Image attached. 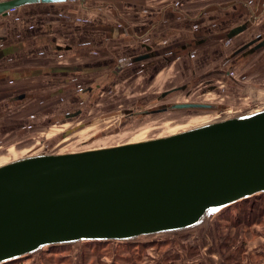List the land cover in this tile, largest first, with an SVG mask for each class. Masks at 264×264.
<instances>
[{
    "label": "rangeland",
    "instance_id": "obj_1",
    "mask_svg": "<svg viewBox=\"0 0 264 264\" xmlns=\"http://www.w3.org/2000/svg\"><path fill=\"white\" fill-rule=\"evenodd\" d=\"M172 1L192 15L205 6L208 12L203 15L212 17L209 2L234 0H63L43 6L24 5L0 16V49H7L0 57V164L34 153L73 152L168 135L206 121L264 108V48L250 52L252 42L237 51L254 36H264V0H246L252 4L254 14L240 0L234 19L225 22L220 34L207 36L205 41L196 39L206 31L191 36L190 30L164 42H154L155 38L149 42L144 36L137 39L139 28L129 26L132 33L138 30L136 36L130 33L137 40L135 45H127L134 42L126 41L117 49L111 34L125 20L118 18V11L140 27L159 11L158 6ZM167 13L171 28L183 22L192 29L204 21L203 15L196 20H180L172 12ZM140 14L144 16L138 23ZM24 18L31 21L22 28ZM241 22L248 29L235 38L228 37L227 29ZM100 34L103 37L99 39ZM85 41L91 46L84 47L87 55L66 52L67 44L81 48ZM147 42L159 50L156 56L133 61L134 55L145 51ZM57 45H61L60 50H56ZM178 55L181 57L176 60ZM224 55L231 56L230 62L222 64ZM157 59L164 65L161 72L140 70ZM206 59L209 64L202 70L198 66ZM99 63L105 66L89 68ZM59 65L63 68H51ZM226 68L232 73L226 74ZM136 69L141 72L135 73ZM89 75L102 78L99 82L94 78L97 86L91 93L86 85ZM181 83H187V87L158 98L161 92ZM185 101H216L222 110L193 114L176 109L137 114L139 110ZM262 241L264 193L238 201L187 230L142 235L128 241L50 245L2 264L187 263L196 259L190 255H194L200 242L209 243L206 251L212 243L216 248L219 243V256L234 264L237 248L246 249V243L253 247ZM261 248L264 250V243ZM238 254L240 259L244 255L243 259L251 261L245 251Z\"/></svg>",
    "mask_w": 264,
    "mask_h": 264
},
{
    "label": "water",
    "instance_id": "obj_2",
    "mask_svg": "<svg viewBox=\"0 0 264 264\" xmlns=\"http://www.w3.org/2000/svg\"><path fill=\"white\" fill-rule=\"evenodd\" d=\"M58 1L0 0V16ZM176 109L203 114L220 107L185 101L141 113ZM260 193L264 108L158 137L21 156L0 164V264L50 245L187 230Z\"/></svg>",
    "mask_w": 264,
    "mask_h": 264
},
{
    "label": "crops",
    "instance_id": "obj_3",
    "mask_svg": "<svg viewBox=\"0 0 264 264\" xmlns=\"http://www.w3.org/2000/svg\"><path fill=\"white\" fill-rule=\"evenodd\" d=\"M82 1H86V0H81V2ZM239 1L240 0H234L231 2H227V3H221V2L216 3L218 1L209 2L208 8H210L209 10L211 11L210 14L212 15V17L203 15V14L208 12L207 7L205 8V6H203L204 8L200 9L195 15H192V14L184 11V9H182L181 7H179L177 5V2H175V1L174 2L173 1L168 2L162 6H158L159 11H155V14H153L152 17H150L151 20L150 21L146 20L147 23L140 26V27L136 26V24L134 23V21L132 19L125 18L126 16H124L123 14H121L118 11V18H123L125 20H124L123 25H120V26L118 25V27L116 26L113 28V32H112L111 36L116 41L115 46L117 47V49L124 47L126 45V41L134 42V43H129L127 45H131V44L135 45V41H137V40H134L131 38L132 36L130 33H132V31H129V26L134 27V28H139L138 30H140V32L142 33L150 25V26H152L151 27L152 30L149 32V35H148L149 37H147V40H149V42H150L151 38H155L156 40H158V41L154 40V42H158V43L164 42L170 36H180V35H183L187 31H190V30H193L190 34L191 36L199 33L200 31H204V32L206 31L205 34L199 35V37L196 39V41H198V40L199 41L200 40L205 41L207 36H210L213 34H220L222 32V30H224L225 26L227 25V24H225V22H229L231 19H234L235 14L239 12V6H238ZM241 1L244 2V4L246 6H248V9L251 12L253 11V6H251V3H249V1H246V0H241ZM33 4H36V3H33ZM37 4H40V6H43L44 4H51V3L50 2H40ZM212 6H215V7H212ZM167 12H172L179 19L181 18L180 20H182V19L196 20L200 16L203 15L202 20H204V21L201 23V25L199 24L198 27L194 26V27H192V29H191V27H189L187 29V26L184 25L183 22L178 23L174 28H171V23L169 22L168 17H167V14H168ZM143 16H144L143 14L138 15L137 18L140 20V21H138V23L142 22L143 19H141V18ZM153 16H154V18H153ZM24 20H25V23L22 22V25H21L22 28L27 26V24H29L31 21L29 18H24ZM27 21H29V23ZM245 24H243V22H241L239 24H235V25L229 27L226 31V35H228V33L233 28L238 27V26H243V30L236 33V35H240L244 31H246L245 29L248 27ZM124 25H125V27H123V29H121L120 27H122ZM26 28H29V27H26ZM43 28H44V26H43ZM138 30H135L132 34H134V36H136L138 33ZM122 31L124 32V34H122ZM141 33L138 34L139 37H141V35H140ZM102 37H103V35L100 34L99 39ZM139 37L136 36L137 39H139ZM200 37H202V38H200ZM8 39H10V38H8ZM85 39H87V38H85ZM89 39L90 38H88L86 41L91 40V39L90 40ZM86 41H85L86 44L82 45L81 48H78L74 44H67L65 46L66 50H67L66 52L67 53L72 52L73 54L77 53L80 56L87 55L88 52L87 53L85 52L86 50H84V47L85 46L91 47V46L88 45L87 44L88 42H86ZM101 41H103V40H101ZM101 41L100 42L97 41L96 43L98 45H101L102 44ZM149 42H147L144 45H148ZM109 43H111V41ZM12 47L14 48V46H12ZM58 47H61V45L55 46L56 50H60ZM182 47H184V45H182ZM0 50H2V49H0ZM152 50L153 51L149 50L148 51L149 53H143V54H148V56L145 58L148 59V57H150V55H151V57L156 56L157 52L159 51L157 48H154V46H153ZM166 50H169V49H166ZM2 51H3V56H4L7 53V49L5 48ZM145 51H146V49H145ZM166 53H173V52H166L165 51V54ZM189 53L192 54V52H189ZM143 54L142 53L136 54L131 59L133 61H135L134 59L136 57H138V55H143ZM115 55H118L117 52L115 53ZM108 56H110V55H108ZM180 57H181L180 55L176 56V60L179 59ZM145 58L138 59V60H143ZM225 58H226V56L224 55V57L222 59H225ZM195 64H196V62L193 61L192 65H195ZM207 64H209V63H207ZM212 65L213 64H211L210 66H212ZM51 68H53V69L60 68V65L54 66ZM176 86H178V85L176 84L172 87H169V89L176 87ZM211 241H213V240L211 239ZM263 243H264V241H262L261 243H258L257 245H255L253 247H251L250 245H248L246 243L245 244L246 249H243V251H245L247 258H249L251 260L250 261L251 263L248 262L247 259L246 260L243 259L244 255H242L241 259H238V260L235 259L236 263H234V264H264V252H263L264 250L261 248V246H263ZM207 244H209V243L208 242H200L199 243L200 247L197 246V250L194 252V255H190V256H196L195 260L190 261V259H189L187 261V263L179 261V262H176L175 264H228L227 261H225L223 255H222V257L219 256V253L221 254L220 249L218 247L219 243L217 245V248L212 243V247L210 248V250L206 251ZM254 247H255V250H254Z\"/></svg>",
    "mask_w": 264,
    "mask_h": 264
},
{
    "label": "flooded vegetation",
    "instance_id": "obj_4",
    "mask_svg": "<svg viewBox=\"0 0 264 264\" xmlns=\"http://www.w3.org/2000/svg\"><path fill=\"white\" fill-rule=\"evenodd\" d=\"M179 7H181L179 4H177ZM251 6H252V4H251ZM182 8V7H181ZM252 14H254L255 13V11H253V12H251ZM258 18V17H257ZM243 24H245L244 22H243ZM245 25H247V24H245ZM248 26V25H247ZM151 27L152 26H148V28H146L140 35L141 36H144V37H149L148 35H149V32L152 30L151 29ZM246 29H248V27L246 28ZM245 29V30H246ZM228 36V35H227ZM138 37V36H137ZM228 37H232V38H235V37H237V35L236 34H234V35H232V36H228ZM139 38H141V37H139ZM200 38H202V37H200ZM252 42H255L253 45H252V47L249 49V51L251 50L252 52H258V50H260L259 48H264V36L262 37L261 35H257V36H254V38H251L250 39V41H248V42H246V43H244V44H241L240 46H238V49H237V51H240V50H242V48H245L249 43H252ZM146 44V43H145ZM229 45L230 44V42H226V45ZM257 44H259L256 48H255V46L257 45ZM145 47H146V51H144V52H141L142 54L143 53H149L148 51L149 50H151V51H153L152 49H153V46L150 44V43H148V45H145ZM219 48V47H218ZM219 50L220 51H223V50H221L220 48H219ZM250 51V52H251ZM222 53V52H221ZM138 54H140V53H138ZM220 54V53H219ZM139 56V55H138ZM150 57H151V55H150ZM149 57V58H150ZM228 57V58H227ZM230 57V58H229ZM227 58V59H226ZM226 60H225V62H224V59H223V62H222V64L224 63H228V62H230V59H231V56H228V55H226ZM157 61L158 60H156V61H154V62H149V64L147 63V64H145V65H143V66H141V68H140V70H142V71H147L148 69H154V70H152V72L150 73V74H155V72H161V70H162V68H163V66L164 65H162V64H158L157 63ZM227 61V62H226ZM196 63H197V60L195 61ZM207 63H209V59H206V60H204V62H203V64H201L200 66H198V67H201L202 68V70L203 69H205V66L207 65ZM105 65H100V63L97 65V64H92V66L91 67H89L91 70H95L96 68L97 69H101V68H103ZM68 68V70H70V69H72L70 66H67ZM110 67H112V66H110ZM158 67V68H157ZM60 68L62 69L63 68V66H60ZM60 68H56V69H60ZM74 68H78V67H74ZM56 69H54V70H56ZM111 70H113V69H111ZM110 70V71H111ZM114 71H116V70H114ZM117 71H121V70H117ZM151 71V70H150ZM223 71H225V73L227 74V73H232L229 69H224ZM138 72H141V71H138V69H136L135 70V73H138ZM213 72V71H212ZM91 75H89L88 76V82H87V92H93L94 90V87L95 86H97L96 84H94V78L95 77H91L92 78V80H91ZM99 77V78H98ZM102 78H101V76H97L96 78H95V81L96 82H99L100 80H101ZM154 79V78H153ZM114 84H116V82L114 83ZM187 83H183V84H180V85H178V86H176V87H173V88H171V89H168V90H165V91H163V92H167L166 94H165V96L166 95H168L169 93H171V92H174L175 91V89L176 88H178V89H176V90H183L184 88H186L187 87V85H186ZM99 86V85H98ZM163 92H161L160 93V95L158 96V98H160L162 95V93ZM22 95L23 94H20V96L19 97H22ZM196 102H200V101H196ZM212 103H215L216 105H217V103H219V102H216V101H211ZM167 104V103H166ZM220 110V109H219ZM140 111V112H139ZM138 112H137V114H141V112H143L144 111V109L143 110H139ZM213 112H215V113H219V111L218 110H214ZM130 113H132V112H130ZM133 114V113H132Z\"/></svg>",
    "mask_w": 264,
    "mask_h": 264
},
{
    "label": "trees",
    "instance_id": "obj_5",
    "mask_svg": "<svg viewBox=\"0 0 264 264\" xmlns=\"http://www.w3.org/2000/svg\"><path fill=\"white\" fill-rule=\"evenodd\" d=\"M253 234H255V233H253ZM96 242V241H95ZM97 242H101V243H103L104 241H97ZM243 249L244 248H241L240 250H239V248H237V251L235 252V254H234V259H240V254H238V252H240L241 250L243 251ZM231 257V256H230Z\"/></svg>",
    "mask_w": 264,
    "mask_h": 264
},
{
    "label": "bare ground",
    "instance_id": "obj_6",
    "mask_svg": "<svg viewBox=\"0 0 264 264\" xmlns=\"http://www.w3.org/2000/svg\"><path fill=\"white\" fill-rule=\"evenodd\" d=\"M256 111V110H255ZM252 112H254V111H252ZM234 116H236V115H234ZM224 119V118H223ZM220 120V119H219ZM213 121H217V120H213ZM213 121H210V122H213ZM210 122H208V121H206V122H204V123H201V124H199V125H203V124H206V123H210ZM174 125V124H173ZM199 125H196V126H199ZM171 126V125H170ZM193 127H195V126H193ZM181 128H185V127H181ZM188 128V127H187ZM187 128H185V129H183V130H186ZM189 128H192V127H189ZM188 128V129H189ZM178 130V129H177ZM137 138V137H136ZM35 154V153H34ZM29 155H31V154H29Z\"/></svg>",
    "mask_w": 264,
    "mask_h": 264
}]
</instances>
